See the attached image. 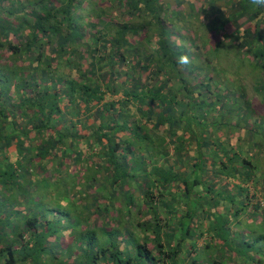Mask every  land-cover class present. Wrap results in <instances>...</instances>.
Segmentation results:
<instances>
[{"label": "trees", "instance_id": "16d2710c", "mask_svg": "<svg viewBox=\"0 0 264 264\" xmlns=\"http://www.w3.org/2000/svg\"><path fill=\"white\" fill-rule=\"evenodd\" d=\"M263 128L264 0H0V264H264Z\"/></svg>", "mask_w": 264, "mask_h": 264}, {"label": "rangeland", "instance_id": "374dc122", "mask_svg": "<svg viewBox=\"0 0 264 264\" xmlns=\"http://www.w3.org/2000/svg\"><path fill=\"white\" fill-rule=\"evenodd\" d=\"M192 16L194 18V19H192V21L194 20L195 22L194 21L193 22L198 24L199 23L198 20L200 19L199 17H201L200 14H199L198 17L195 16L196 18L194 17V14H191V17ZM240 55L245 56L244 57L245 60L243 62V65L239 68V81H237L239 86L242 87V92L241 93H243L242 95L245 96V99H246L247 103L252 106V109H253L254 112H262V102H261V94L262 93L258 91L257 84H256L257 83L256 82V77L258 75V71L256 70V68L253 69V68H251L250 66H248L246 64V60L247 61H251V60L241 50H239V56ZM229 58H232V56L229 57ZM222 66L225 67L226 64H223ZM259 83H261V82H259ZM252 122H253V120L251 118H248V123L250 124ZM261 132L264 133V128L262 129ZM243 136H244V133H240L239 132V138L238 139L241 140L242 139L241 137H243ZM245 138L246 137H244L243 139H245ZM232 142L235 143L236 142L235 139L232 140ZM260 143H261V145L263 147V144H262L261 140H260ZM237 144H239V141H237ZM245 144L246 143L242 144L243 148L246 146ZM242 154H244L246 156L244 151H242ZM259 197L261 198L260 195H259ZM262 201L264 202L263 198H262ZM250 218L249 217H245V218L243 217V218L240 219V221H243V224H242L241 227H239V231H242L243 229H246L247 231H253L254 228L256 227V224L260 223V221H258L259 217H255V218L254 217H250ZM233 229H234V231L238 230V228H233Z\"/></svg>", "mask_w": 264, "mask_h": 264}, {"label": "clouds", "instance_id": "9594fccd", "mask_svg": "<svg viewBox=\"0 0 264 264\" xmlns=\"http://www.w3.org/2000/svg\"><path fill=\"white\" fill-rule=\"evenodd\" d=\"M182 63H187V58L186 57H183L182 60H181Z\"/></svg>", "mask_w": 264, "mask_h": 264}]
</instances>
